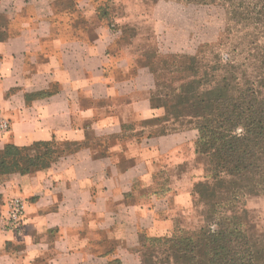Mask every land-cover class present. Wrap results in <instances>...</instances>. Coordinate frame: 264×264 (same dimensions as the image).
Listing matches in <instances>:
<instances>
[{"label":"crops","instance_id":"1","mask_svg":"<svg viewBox=\"0 0 264 264\" xmlns=\"http://www.w3.org/2000/svg\"><path fill=\"white\" fill-rule=\"evenodd\" d=\"M108 1L103 16L102 0H0V113L9 121L0 153L78 146L46 168L0 175V264H141L144 236L172 230V197L156 187L177 182L171 172L188 160L193 131L150 135L145 123L163 109L151 104L149 65L137 62L146 48L125 33L133 19L112 9L127 0ZM164 25L153 32L156 54ZM12 198L25 211L9 229Z\"/></svg>","mask_w":264,"mask_h":264},{"label":"trees","instance_id":"2","mask_svg":"<svg viewBox=\"0 0 264 264\" xmlns=\"http://www.w3.org/2000/svg\"><path fill=\"white\" fill-rule=\"evenodd\" d=\"M156 1L193 5L218 4L223 7L232 6L234 2ZM240 3L241 0L238 4ZM102 14L107 16L106 7L103 8ZM247 26L242 25L239 30L245 31L243 36L252 37L253 41L247 43L242 62L223 64L212 53L211 59L215 63L211 66L202 60L201 48L190 56L173 54L168 62L162 61L161 68L149 66L153 84L157 87V93H163L164 103L156 104L152 96L151 104L153 107L164 109V122L186 124L197 130L198 139L194 153L204 157L206 173L211 179L220 182L233 202L240 198L236 191V178L256 175L260 170V154L264 153V71L256 69L254 63L252 64L253 60L264 58V45H258L260 41L257 40L264 36L246 32ZM222 46L219 39L216 44H211L205 49L218 51ZM260 64L264 65V59ZM194 70L201 72L200 80L194 91L186 92L177 74ZM161 122V118L152 121ZM173 132L176 131L161 128L150 135ZM77 148L78 146L69 144L63 148L55 141L36 143L27 148L7 147L0 153V175L46 168L65 150L73 152ZM229 204L233 206L231 202ZM205 208L201 215L203 225L200 228L189 232L175 228L171 235L144 236L136 250L141 264H264L255 261L251 248L255 231L247 225L244 218L228 215L230 209L225 208L222 202L207 203ZM211 226L215 229H209Z\"/></svg>","mask_w":264,"mask_h":264},{"label":"rangeland","instance_id":"3","mask_svg":"<svg viewBox=\"0 0 264 264\" xmlns=\"http://www.w3.org/2000/svg\"><path fill=\"white\" fill-rule=\"evenodd\" d=\"M241 1L242 3L238 4L239 0H234L232 6L223 7L218 4L193 5L173 1L127 0L129 4L127 9L122 5L114 6L112 9L116 16L128 14L133 19L131 27H123L128 36L140 38L141 46L146 48L145 54L138 55V61L136 59L138 63L147 64L152 68H161L162 61L168 62L173 54L190 56L203 48L202 60L212 66L215 63L211 59L212 53L223 64L242 62L247 43L252 42L253 38L243 36L245 31L240 32V26L248 25L246 32L264 36V2L261 0ZM102 2L108 5L109 1L102 0ZM253 5L254 9H252ZM106 8L109 13V5ZM162 23L165 24L166 34L160 42L161 48L159 49L162 52L156 54V45L159 42L155 40L153 32L163 29ZM128 36H125L123 40L125 43L129 42L130 37ZM219 39L223 45L220 50L205 49L211 44H216ZM257 40L260 41L258 45H264V38H257ZM143 48L139 52H143ZM234 49H236L235 52H233ZM263 59L252 61L253 66L260 71H264V65L260 64ZM199 73H201L199 70H194L177 74L186 92L197 88V82L200 80ZM160 94L156 92L153 95L156 104L163 103V93ZM161 119V123L146 122L145 124H149L153 132L161 128L168 131L174 129L176 132L193 131L191 134L193 133L194 136L191 145H186L188 160L171 172V175L177 176V182H171L168 176L162 178L156 187L159 195L167 194L168 197H172L168 200V210H171L174 220L172 230L167 235H171L175 228L187 232L200 228L203 225L201 215L206 209V204L222 202L225 208L230 209L228 215L244 218L247 225L255 231L251 248L255 261L264 263V153L260 154V170L256 172V175L250 174L246 175L248 177L236 178L238 180L236 191L240 198L237 201L239 203L233 202L230 194L225 193L221 187L220 182L211 179L206 173L204 157L195 155L197 130L186 124L164 122L163 120L166 119L164 109ZM174 196L175 199H173ZM199 202L203 204H197ZM229 202L233 204L232 207ZM158 214L161 213L158 212ZM209 229L213 230L215 227L211 226Z\"/></svg>","mask_w":264,"mask_h":264},{"label":"built area","instance_id":"4","mask_svg":"<svg viewBox=\"0 0 264 264\" xmlns=\"http://www.w3.org/2000/svg\"><path fill=\"white\" fill-rule=\"evenodd\" d=\"M9 130V121L0 113V132L5 133ZM6 214L4 222L7 228H17L24 217L25 204L20 198H12L6 203Z\"/></svg>","mask_w":264,"mask_h":264}]
</instances>
